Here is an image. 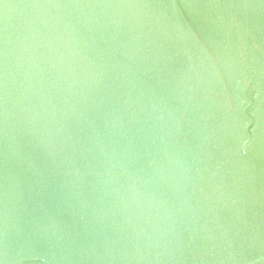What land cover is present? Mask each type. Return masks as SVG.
<instances>
[{
    "label": "water",
    "instance_id": "water-1",
    "mask_svg": "<svg viewBox=\"0 0 264 264\" xmlns=\"http://www.w3.org/2000/svg\"><path fill=\"white\" fill-rule=\"evenodd\" d=\"M0 264H264V0H0Z\"/></svg>",
    "mask_w": 264,
    "mask_h": 264
}]
</instances>
